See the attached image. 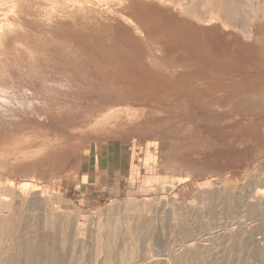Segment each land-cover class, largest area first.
<instances>
[{"label":"rangeland","instance_id":"obj_1","mask_svg":"<svg viewBox=\"0 0 264 264\" xmlns=\"http://www.w3.org/2000/svg\"><path fill=\"white\" fill-rule=\"evenodd\" d=\"M31 1L16 0L13 29L0 30V151L12 160L0 185L13 184L0 188L15 193L17 215L41 192L33 213L81 223L92 245L130 204L157 210L158 229H180L218 205L198 188L235 196L264 180V0H235L233 21L210 24L202 0H111L105 14L86 5L64 23L37 4L24 10Z\"/></svg>","mask_w":264,"mask_h":264},{"label":"bare ground","instance_id":"obj_2","mask_svg":"<svg viewBox=\"0 0 264 264\" xmlns=\"http://www.w3.org/2000/svg\"><path fill=\"white\" fill-rule=\"evenodd\" d=\"M35 1L39 9H49L51 12L62 15L64 23V19L69 21L75 17L72 13L74 10H76L75 13L77 10L89 5L88 9H93L90 8L93 6L95 8L92 12H101L104 8L100 9L99 7H105V2L111 0ZM202 1V6L208 8L210 14L201 11L203 15L201 17H205L206 21L209 22L208 24L213 23L214 15L221 16L222 14L224 20L233 21L238 14V5L241 4L240 0V4L235 0ZM190 2L192 4L194 1L190 0ZM15 3L16 0H0V30L3 26L13 29L15 21L8 19V15L10 12V14L13 13ZM151 3H154V1ZM180 3L182 5L183 1ZM20 4L24 10L32 9L36 5L32 1L28 3L21 2ZM181 5L180 7L184 8L186 6L185 2L184 6ZM242 5L241 8H243ZM197 8L199 11V7ZM83 10L82 12H84ZM110 11H112V8H110ZM245 12L243 11L244 14ZM91 13L89 14L93 17L94 13ZM103 13L101 12V14ZM243 13L241 11L239 13L242 18L244 17ZM246 16L244 17L245 20L239 17L242 19V21L239 19L241 22L238 21V17L235 18L238 24L242 23L243 25L237 30H241L246 25ZM92 21L95 20L92 19ZM224 23L226 24V22ZM233 25L235 27V24ZM250 34L247 33L249 38ZM0 146L2 148L1 144ZM0 161H2L0 164L3 162L7 164L12 160L8 154L0 151ZM35 174L34 170L27 172L31 179L36 177ZM222 182L218 180L216 183L222 185L224 184ZM9 185L6 188L4 185L0 186H4L5 189L11 188V185L13 186L12 183ZM21 185L22 187H28L29 184L23 183ZM263 186L264 180L260 183L247 181L241 192H238V195L235 196H224L221 190H216L209 196H205L204 193L207 189L200 187L197 191L198 195H201V198L202 196L206 198L207 203L208 200H214L218 205L208 206L206 210L204 206L203 210L200 205L202 211H199L198 217L202 221L195 222L197 224L191 221L192 223L190 222L188 225L186 224L188 222L185 221L183 228H174V230H169L170 225H168L169 228L164 225L161 218L159 220H161V225L164 226L158 229L160 222L156 224L158 221L155 222L154 220V214L158 212L157 210L154 213V210H150L149 207L146 209L144 206L130 204L124 207L126 215L123 216V220H119L118 216L116 218L112 213L103 225L97 227L96 232L90 233L89 238L93 240L92 245L88 244L90 241L87 243L86 240H83L85 229L81 223H77L71 228L69 222L63 221L66 218L69 219L68 214L62 219L63 224L60 223L62 226L59 228L54 226L59 221L54 208L53 212L51 210L49 213L47 211L38 214L33 213L39 206V199L43 195L41 192L34 195L31 193L32 198L25 205L26 212L29 215L22 216L15 213V209L19 207L18 203L12 202L15 193L10 192V195H7L6 192H9V190L0 188V197L6 195L11 197V201L9 200L10 202L6 204H3L0 199V264H88L89 262L90 264H264V196L254 195L255 189ZM52 197H54V194ZM13 214L17 217L14 219L16 222L14 221L11 224L13 219L10 221L8 218H11ZM193 216L192 219L194 220L197 216L195 214ZM212 220L215 222H212ZM9 228H14L13 234H9ZM87 252L91 254V259L88 258Z\"/></svg>","mask_w":264,"mask_h":264}]
</instances>
